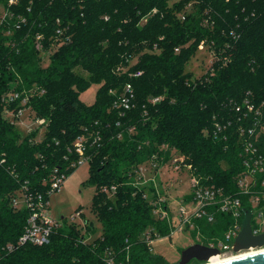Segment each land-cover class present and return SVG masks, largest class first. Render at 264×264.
I'll use <instances>...</instances> for the list:
<instances>
[{
    "label": "trees",
    "instance_id": "16d2710c",
    "mask_svg": "<svg viewBox=\"0 0 264 264\" xmlns=\"http://www.w3.org/2000/svg\"><path fill=\"white\" fill-rule=\"evenodd\" d=\"M166 1L19 0L10 6L14 17L9 25L0 26V248L17 240L28 217V210L13 207L11 196H16L22 185L44 192L53 167L65 169L75 158L66 147L85 125L102 129L100 145L87 151L92 153L90 181L96 190L101 184L117 185V190L114 200L95 192L92 210L101 233L92 241L86 242V235L63 223L53 231L49 243L19 246L5 256L6 264H105L102 253L106 248L121 258L126 245L132 263L170 264L140 240L148 227L168 232L167 222L154 218L144 191L131 187L125 178L133 165L153 156L165 163L173 149L188 157L192 174L204 184L235 189L240 144L235 131L238 122L228 100L240 103L248 96L256 105L264 100V0H178L173 3L176 13L171 15ZM189 1L190 10L182 11ZM153 7L157 12L147 15ZM179 13L185 18H179ZM18 15L25 22L15 29ZM145 16V23L140 24ZM57 27L64 30L63 35L72 33L70 41L42 67L34 35H53ZM231 30L239 35L237 39ZM201 40L212 43L219 58L210 66L214 74L182 77V68ZM186 42L189 44L181 47ZM144 47H148L146 51ZM137 54L134 66L115 71L126 57ZM75 65L90 71L88 79L106 80L92 104L78 99V91L89 82L70 72ZM105 68H111L115 77H103ZM149 69L154 75L141 82L128 76V71L142 70L137 76L142 77ZM126 83L133 86L134 105L120 117L111 107L115 96L108 91L120 93ZM32 84L44 91L35 94L29 104L36 116L49 120L38 143L33 139L35 133L20 138L19 131L3 117L1 101L8 89ZM147 94L162 95L163 99L151 103ZM262 108L264 113V105ZM215 119L232 123L220 137L213 135ZM129 127L133 129L129 131ZM66 154L68 160L63 158ZM212 225L211 232L219 234L216 228L223 225L219 221ZM199 226L203 230L210 224L200 221ZM193 263L197 261L187 264Z\"/></svg>",
    "mask_w": 264,
    "mask_h": 264
},
{
    "label": "built area",
    "instance_id": "2783aa9c",
    "mask_svg": "<svg viewBox=\"0 0 264 264\" xmlns=\"http://www.w3.org/2000/svg\"><path fill=\"white\" fill-rule=\"evenodd\" d=\"M16 2L17 0H8V5H14ZM147 15H150V12ZM13 17V12L7 9L0 17V26L5 23L8 24V21ZM184 18L185 15L182 13L181 19ZM24 21V17L18 16L17 20L13 22L14 28L18 29ZM206 22L207 20H205V23ZM10 29H7V33H11ZM54 34L57 37H62L64 30L57 27ZM230 34L234 39H237L239 36L233 30L230 31ZM41 39V34L37 36L36 34L34 35L36 44H40ZM65 40L68 41L69 37ZM199 45L210 51L209 66L219 59L216 51L212 48V43L207 45L204 40H201L198 46ZM155 46L156 44H154L153 47ZM225 46L227 47L228 43H226ZM179 49L180 46L175 47L174 51L178 52ZM131 58L134 59V56L129 55L126 57V63L130 64L133 61ZM117 70L120 72L124 69L118 66ZM137 74H140V72H137ZM43 91V89L34 84L20 90L13 87L5 91L1 95V101L3 102V112L4 116L7 118L6 120L11 124H24L28 131L40 130L42 127L44 129L46 125H48L45 118L36 116L29 104L31 98L34 97L35 94H41ZM110 91L111 94L115 96L111 105L112 109L117 111L120 117H124L126 112L134 105L133 101L135 99V94L132 84L126 83L122 87L120 93L112 89ZM246 93L250 94V91ZM161 99H163L162 95L149 98L151 103H156ZM228 104L231 106L238 122L235 131L240 144V169L233 177L235 189L230 191L221 185L204 184L191 172L189 176L190 189L187 194L182 197L181 201L178 202L175 208L166 196L155 197L154 200H149L154 218L166 221L169 228L166 233H160L155 227H148L142 232L140 240L145 243L147 249L151 253H153L152 245L156 239H171L177 232H186L190 234L195 230L200 232V221H204L208 224H214L219 221L226 229L222 235L212 233L205 241L201 239L197 242L193 241V243H200L218 249V252L211 255L206 261L192 258L197 261V263L193 264H208L213 256L222 258L236 255L239 252L264 247L263 244L249 246L248 248H242L238 251L233 250L235 239L242 228V219L247 210L251 212L249 220L251 234L259 235L264 233V147L262 146V138L264 137V113L262 107L264 105V100H262L259 105H256L246 96L240 103H236L232 99H229ZM24 116L29 119V124L23 119ZM31 124L33 126L35 125L36 128L32 127ZM93 124L99 126L97 121H94ZM116 124L119 123L117 122ZM231 124V120H227L226 123H223L215 119L213 122V135L220 137L223 131L228 129ZM132 129L133 127H129L128 130L131 131ZM120 136V133H118L117 137ZM101 139V128L92 129L90 126H83L82 132L66 147V151L71 155L73 154L75 158L69 161L65 169L53 167L49 175L48 187L44 192L33 191L25 185L20 186L19 196L13 197L11 203L14 208H24L28 210V217L23 231L18 236L17 240L14 242H7L1 246L0 264H6L4 262L5 256L19 246L25 244L43 245L49 243L53 231L61 226V223L51 214L48 205L49 197L60 188L63 181L68 176V168L76 169L86 161H90L91 155H89L87 151L89 148L99 146ZM63 158L69 159L67 154L64 155ZM152 161V165L155 167L161 165V167H163L171 164L174 167L183 165L185 168L191 169V165L184 162V157L176 155L173 151L169 159V164L159 162L156 156L150 159V162ZM145 169V165L141 163L136 166L134 171L137 174H142ZM110 189L114 190L115 185H111ZM144 195L145 193L143 196ZM82 214L83 212L81 210H76L74 213L70 214V219H82L83 224L84 220ZM102 260L105 264H138L132 263L130 260L129 245L125 246V253L121 258L115 250L106 248L102 253ZM177 263L179 264V259Z\"/></svg>",
    "mask_w": 264,
    "mask_h": 264
},
{
    "label": "rangeland",
    "instance_id": "374dc122",
    "mask_svg": "<svg viewBox=\"0 0 264 264\" xmlns=\"http://www.w3.org/2000/svg\"><path fill=\"white\" fill-rule=\"evenodd\" d=\"M19 0H17L18 3ZM178 0H167V10L170 15L176 11V8H173V3ZM32 1H28L27 3H30ZM16 3V4H17ZM89 4V3H88ZM186 8L182 9V11H189L190 7L192 5V2L189 1L186 4ZM122 7H126L122 5ZM7 9H10V5H8V0H0V17L3 15ZM30 9L29 7L27 8ZM126 8L123 9L125 11ZM157 8L153 7L150 10V15L157 12ZM176 13V12H175ZM181 14H178V17L181 18ZM20 16V15H18ZM107 18V17H105ZM147 16L143 17L139 23L143 24L146 21ZM59 21V18L56 19V22ZM25 22V21H24ZM68 30V29H67ZM41 34L42 39L40 40V44H36V40H33L34 48L37 50L38 55L40 57V64L42 67H47L49 65V56L57 51L61 45H63L65 42L70 41V35H62V37H57L55 34L48 36H44L41 32H36V36ZM69 37V40L66 41L65 39ZM61 40V41H60ZM107 40V38L105 39ZM44 42L46 43V46L44 45ZM189 42H186L185 44H182L181 47L187 46ZM48 45V46H47ZM154 46V45H153ZM148 47L142 48L144 51H146ZM155 52L156 51H151ZM138 55H132L134 56V59L130 64L123 62L120 63L118 66L120 68L124 69L123 71H126L129 69V67L134 66L136 62L138 61ZM209 58H210V51L202 47L201 45L197 46V49L192 55L187 63L182 68L181 75L182 77H191V79H195L198 77H201L203 74H214L212 72V68L209 66ZM113 62V60L110 62V64ZM109 64V65H110ZM118 66H116L115 71L117 70ZM148 73L146 75H143L142 77H137L142 74V70H131L128 71V76L131 78H139L138 82H141L143 79H147L148 77H152L154 75V71L152 69L147 70ZM70 72L79 75L82 77H85L88 79L92 74H90L89 70L84 69L81 65H75L70 69ZM137 72H140V74H137ZM134 76V77H133ZM103 77H115L112 73L111 68H105L103 70ZM251 77V76H250ZM106 80H96L88 79V87L85 89L78 91V99L82 101L85 104H92L94 103L97 92L99 88L105 84ZM33 85V84H32ZM35 85V84H34ZM80 88V87H79ZM109 89V93H111ZM114 90V89H112ZM115 91V90H114ZM164 92V90H162ZM39 96V95H37ZM150 94H147V97H149ZM151 97V96H150ZM149 99V98H148ZM3 117L5 119L6 116ZM25 119V122L29 124V119H27L26 116L23 117ZM45 121L49 122L48 119L45 118ZM14 127L19 131L20 138H23L25 135H29L31 133H35V137L33 139H36L35 142H40L39 140L43 139L44 133L47 129L46 127L43 129L40 128V130H32L28 131L26 130V126L19 125V124H13ZM32 127L36 128V126L32 125ZM33 139H30V143H34ZM39 139V140H38ZM23 140V139H22ZM20 140V141H22ZM173 152L176 155H180L181 157H184V162H186V159L188 160V157L183 156L182 154L178 153L176 149H173ZM88 153V152H87ZM89 155L92 153H88ZM151 159V158H150ZM150 159L145 160L142 162L143 165H145L146 169L142 174H137L134 169L136 168L135 165H133L132 170L128 173V178H125L127 181L126 183H129L131 187L143 190L145 195L143 196L147 203H150L149 200H154L155 197L160 196H166L170 200L171 204L174 206V208L177 206L178 202L181 201L182 197L187 194V192L190 189V180L189 176L191 174V169L185 168L183 165H179V167H174L173 165H165L163 167H155L152 165L153 161L150 162ZM4 160V159H3ZM2 162V161H1ZM170 161H166L165 164H169ZM187 163V162H186ZM141 164V163H140ZM99 169V168H98ZM92 174L91 166L88 161L83 163L82 165L78 166L76 169H74L71 173L68 174L66 179L61 184L60 188L53 192L49 197V208L51 211V214L54 215V217L61 223V225L64 223L66 225H73L75 226V229L83 233L85 236V241L90 242L92 241L96 236H99L101 233V224L100 221L96 218L95 213L92 210L93 207V199L95 192L97 191L98 194L106 195L107 199L114 200V193L117 190L115 185V189L111 190L110 185H103L101 184L97 190L95 185L90 181V177ZM19 189L16 190V196H11V199L13 197L19 196ZM16 210L21 208H15ZM76 210H81L83 212L82 218L84 220L82 224V219H70V214L74 213ZM214 227V225L210 224L209 228H203V230L192 231V234L186 233V232H177L171 239L168 238H159L156 239L155 242L152 245V252L159 254L163 256L168 263L174 264L178 261L180 256V251L182 248L190 245L193 243V241L197 242L199 239L205 241L208 239V236L212 235L211 229ZM226 227L221 226L216 228V230L219 232L220 235L224 232ZM178 264V263H177Z\"/></svg>",
    "mask_w": 264,
    "mask_h": 264
},
{
    "label": "water",
    "instance_id": "95a60500",
    "mask_svg": "<svg viewBox=\"0 0 264 264\" xmlns=\"http://www.w3.org/2000/svg\"><path fill=\"white\" fill-rule=\"evenodd\" d=\"M250 216L251 212L247 210L244 218L242 219V228L235 239L233 250L238 251L242 248L249 246L263 245L264 233L259 235H252L250 229ZM218 249L208 247L200 243H193L183 248L180 251L179 264H187L190 259L206 261L211 255L216 254ZM212 264H264V251L234 257L225 261Z\"/></svg>",
    "mask_w": 264,
    "mask_h": 264
},
{
    "label": "bare ground",
    "instance_id": "6f19581e",
    "mask_svg": "<svg viewBox=\"0 0 264 264\" xmlns=\"http://www.w3.org/2000/svg\"><path fill=\"white\" fill-rule=\"evenodd\" d=\"M260 251H264V247L259 248V249H251L245 252H239L236 255H232V256H226V257H217V256H213L211 257V259L209 260L208 264H212V263H218L221 261H225L234 257H239V256H244V255H248V254H252V253H256V252H260Z\"/></svg>",
    "mask_w": 264,
    "mask_h": 264
},
{
    "label": "crops",
    "instance_id": "0c3cea01",
    "mask_svg": "<svg viewBox=\"0 0 264 264\" xmlns=\"http://www.w3.org/2000/svg\"><path fill=\"white\" fill-rule=\"evenodd\" d=\"M191 244H192V243H191ZM186 247H187V246H186ZM184 248H185V247H184ZM182 249H183V248H182ZM182 249H181V250H182Z\"/></svg>",
    "mask_w": 264,
    "mask_h": 264
},
{
    "label": "flooded vegetation",
    "instance_id": "af4514ba",
    "mask_svg": "<svg viewBox=\"0 0 264 264\" xmlns=\"http://www.w3.org/2000/svg\"><path fill=\"white\" fill-rule=\"evenodd\" d=\"M190 260H192V259H190Z\"/></svg>",
    "mask_w": 264,
    "mask_h": 264
}]
</instances>
